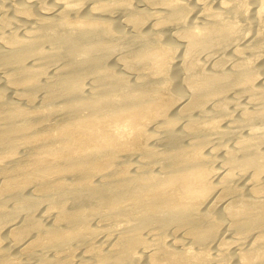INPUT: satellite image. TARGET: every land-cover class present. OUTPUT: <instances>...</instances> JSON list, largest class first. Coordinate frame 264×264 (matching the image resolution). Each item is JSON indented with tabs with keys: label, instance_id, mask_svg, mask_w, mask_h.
Instances as JSON below:
<instances>
[{
	"label": "bare ground",
	"instance_id": "obj_1",
	"mask_svg": "<svg viewBox=\"0 0 264 264\" xmlns=\"http://www.w3.org/2000/svg\"><path fill=\"white\" fill-rule=\"evenodd\" d=\"M0 264H264V0H0Z\"/></svg>",
	"mask_w": 264,
	"mask_h": 264
}]
</instances>
